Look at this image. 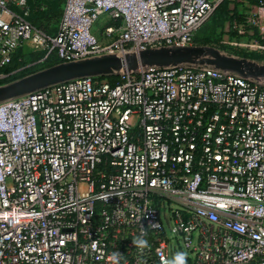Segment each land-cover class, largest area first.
<instances>
[{
    "label": "built area",
    "instance_id": "1",
    "mask_svg": "<svg viewBox=\"0 0 264 264\" xmlns=\"http://www.w3.org/2000/svg\"><path fill=\"white\" fill-rule=\"evenodd\" d=\"M222 1L64 0L49 35L28 0H0V80L27 43L59 62L196 46ZM245 1L238 30L261 39L221 42L264 55V0ZM109 75L0 101V264H264V81L189 64Z\"/></svg>",
    "mask_w": 264,
    "mask_h": 264
},
{
    "label": "water",
    "instance_id": "2",
    "mask_svg": "<svg viewBox=\"0 0 264 264\" xmlns=\"http://www.w3.org/2000/svg\"><path fill=\"white\" fill-rule=\"evenodd\" d=\"M175 64L207 65L245 78L264 80V63L226 55L212 46H163L146 48L123 56L104 54L59 62L0 85V101L77 77L103 76L119 71L131 72L144 66Z\"/></svg>",
    "mask_w": 264,
    "mask_h": 264
},
{
    "label": "rangeland",
    "instance_id": "3",
    "mask_svg": "<svg viewBox=\"0 0 264 264\" xmlns=\"http://www.w3.org/2000/svg\"><path fill=\"white\" fill-rule=\"evenodd\" d=\"M225 1V7L223 10V14L219 13L218 11L212 12L206 20L202 23L203 26H200V30L198 29L197 35L199 38H201L203 41L209 43L208 46H212L217 48L216 46L220 45L218 44V40H223L224 38H228L230 41H240L244 42L245 40L250 39L251 37L257 40H260L261 37L258 34L259 26L258 27H252V26H244L243 30L239 32L238 25L241 22H244L247 20V2H243V0H224ZM29 6L32 9V12L35 13L36 10L42 11L44 14H48L50 18L51 23H55L57 16L59 15L61 11V5L63 0H28ZM226 16L224 20L221 19L222 16ZM245 23H242L241 25H244ZM246 30L252 32V34H249L246 32ZM29 44V43H28ZM214 44L216 46H214ZM30 45V44H29ZM228 44H224L225 50L227 48ZM231 48L234 47L236 50H241L243 48H240L239 46H231L228 45ZM224 48V47H223ZM234 50V51H236ZM33 53H39L40 55H43V51H34ZM260 63H264V55L263 53H260ZM16 80V79H15ZM257 82L264 81L262 78H255L254 79ZM5 84L1 83L0 85ZM193 257V254L190 253V258Z\"/></svg>",
    "mask_w": 264,
    "mask_h": 264
},
{
    "label": "trees",
    "instance_id": "4",
    "mask_svg": "<svg viewBox=\"0 0 264 264\" xmlns=\"http://www.w3.org/2000/svg\"><path fill=\"white\" fill-rule=\"evenodd\" d=\"M63 3H64V0H63L62 5H61V11H60L59 15L57 16L55 23L50 22V18H49L48 14H44L40 10H36L35 13H33L32 9L30 8L29 19H30L31 23L35 27L43 30L45 33H47L49 35H53L56 31L57 24L60 20L62 8H63ZM224 3H225V1L223 0L213 12L218 11L220 14L221 13L223 14L224 13L223 10L225 7ZM225 18H226L225 15L221 17L222 20H224ZM242 23H244V22H241L240 24H242ZM201 25L203 26V24H201ZM197 31H196L195 36H194L195 43L198 45H202V46H208L209 43H207V42L203 41L201 38H199V36L197 35ZM221 41L218 40V42H217L220 45L216 46L214 44V46H216L219 49L225 50V46ZM227 48L228 49H226L225 51L232 53L236 56L245 57V58L257 60V61L260 60L261 55H259L260 54L259 52L247 51L244 49L236 50V49H234V47L231 48L228 45H227ZM234 50H236V51H234ZM58 62H59V60L57 59V57L53 53H49L47 56H45V53L43 55H40L39 53H33V52L27 53V52H25L24 49L20 48L13 54V57H12L10 63L5 68L2 69V71L4 73H7L8 75L5 78L1 79L0 82L1 83H8V82L14 81L15 79L23 77V76L30 74L32 72H35V71H38L40 69H44L46 67L55 65ZM106 77L114 83L121 81L120 75H107Z\"/></svg>",
    "mask_w": 264,
    "mask_h": 264
},
{
    "label": "clouds",
    "instance_id": "5",
    "mask_svg": "<svg viewBox=\"0 0 264 264\" xmlns=\"http://www.w3.org/2000/svg\"><path fill=\"white\" fill-rule=\"evenodd\" d=\"M155 225V224H152ZM147 235L146 231L143 229L141 230L140 235L136 236L132 243L134 246L137 247L138 250L143 251L145 248L149 246L148 240L145 238ZM119 256L120 254L118 252L112 254V260L114 264H119ZM169 264H187V256L184 252H177L172 260L169 262Z\"/></svg>",
    "mask_w": 264,
    "mask_h": 264
},
{
    "label": "crops",
    "instance_id": "6",
    "mask_svg": "<svg viewBox=\"0 0 264 264\" xmlns=\"http://www.w3.org/2000/svg\"><path fill=\"white\" fill-rule=\"evenodd\" d=\"M25 52H34V51H37V50H33V47L31 45H29L28 43L25 45V48H24Z\"/></svg>",
    "mask_w": 264,
    "mask_h": 264
}]
</instances>
